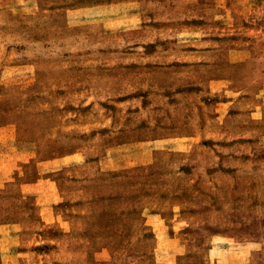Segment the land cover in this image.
<instances>
[{
    "label": "rangeland",
    "instance_id": "374dc122",
    "mask_svg": "<svg viewBox=\"0 0 264 264\" xmlns=\"http://www.w3.org/2000/svg\"><path fill=\"white\" fill-rule=\"evenodd\" d=\"M261 83L264 0H0V264H264V145L186 140Z\"/></svg>",
    "mask_w": 264,
    "mask_h": 264
},
{
    "label": "crops",
    "instance_id": "0c3cea01",
    "mask_svg": "<svg viewBox=\"0 0 264 264\" xmlns=\"http://www.w3.org/2000/svg\"><path fill=\"white\" fill-rule=\"evenodd\" d=\"M258 78L261 77L259 76ZM241 87H236L237 89H234L231 93L222 95V97L217 100L218 108L216 109V114L212 118L206 119L200 135L186 136L187 142H198L200 139L208 142V140L213 139L217 141L229 142L230 144L238 143L239 145L248 144L252 146L264 145V83H261L257 87L258 91H254L252 88L246 91L247 89H243ZM243 99L248 100L249 103L244 104L242 101ZM232 115L242 117L241 120L243 121L239 122L238 119L227 121L228 117H233ZM210 128L216 129L218 131V135H207L208 129ZM222 129L235 130L240 134L231 135L225 139L224 137L226 132L222 135ZM214 136L218 137L215 138ZM158 141L161 142V140ZM212 250L213 252L220 254H231V250H229L226 246H218V248H214ZM243 250L240 249L237 253ZM213 264L238 263H225L221 258H219V256H215Z\"/></svg>",
    "mask_w": 264,
    "mask_h": 264
}]
</instances>
